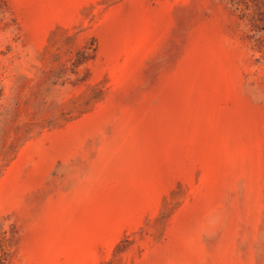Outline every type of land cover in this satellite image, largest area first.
<instances>
[{
    "label": "rangeland",
    "instance_id": "rangeland-1",
    "mask_svg": "<svg viewBox=\"0 0 264 264\" xmlns=\"http://www.w3.org/2000/svg\"><path fill=\"white\" fill-rule=\"evenodd\" d=\"M0 264H264V0H0Z\"/></svg>",
    "mask_w": 264,
    "mask_h": 264
}]
</instances>
